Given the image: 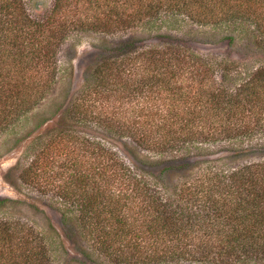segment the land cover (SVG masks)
Returning a JSON list of instances; mask_svg holds the SVG:
<instances>
[{
    "label": "trees",
    "instance_id": "1",
    "mask_svg": "<svg viewBox=\"0 0 264 264\" xmlns=\"http://www.w3.org/2000/svg\"><path fill=\"white\" fill-rule=\"evenodd\" d=\"M185 24L239 58L196 52ZM76 30L108 38L66 124L15 165L64 235L0 212V264H264V0H53L38 15L0 0V134L50 92Z\"/></svg>",
    "mask_w": 264,
    "mask_h": 264
},
{
    "label": "rangeland",
    "instance_id": "2",
    "mask_svg": "<svg viewBox=\"0 0 264 264\" xmlns=\"http://www.w3.org/2000/svg\"><path fill=\"white\" fill-rule=\"evenodd\" d=\"M24 1L28 11L33 15L47 11L53 2V0ZM182 28V31L180 30L176 34L183 36L184 33L190 30L191 33L188 35V42L186 43L196 52L206 56L239 58L237 47L227 44V40L205 41V38L209 37H205L203 33H208V31L213 32V28L186 24ZM162 31L167 32L164 28ZM106 38L108 37L93 30L72 31L61 46L59 72L50 92L37 107L26 114V117H22L19 122L0 134V197L22 200L20 203L4 206L0 210L1 214L29 220L48 237L55 239L57 241L56 244L60 243L55 231L57 230L62 236L64 235L63 224L60 212L56 208V203L48 197L39 199L37 193L32 191L35 189L23 185L19 179L18 170L15 169V165L17 166L18 164L19 168L22 165H26L30 160V157H28V154L31 153L29 145L33 136L38 134L45 136L66 124L67 120L62 113L65 105L63 107L61 105H67L70 95L81 86L83 68L92 62L94 52L97 51L95 48V46L97 47L96 44H100ZM184 38L186 37L184 36ZM150 41L152 42V39H147V42ZM40 120H45L46 122L34 129ZM103 138L104 141L106 140L105 142L109 143L106 135H103ZM110 142L115 144L114 148H117V145H119L111 139ZM117 149L123 153L120 145ZM256 156L250 155L248 159H257ZM49 202L51 205H49ZM66 245L73 251L72 248L75 246L73 243H66ZM57 250L61 258L66 255L64 250Z\"/></svg>",
    "mask_w": 264,
    "mask_h": 264
}]
</instances>
